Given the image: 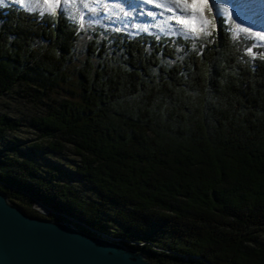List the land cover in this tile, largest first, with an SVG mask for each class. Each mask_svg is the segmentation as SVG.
<instances>
[{"label": "trees", "instance_id": "16d2710c", "mask_svg": "<svg viewBox=\"0 0 264 264\" xmlns=\"http://www.w3.org/2000/svg\"><path fill=\"white\" fill-rule=\"evenodd\" d=\"M82 34L64 13L0 4V96L17 85L52 93L85 55L81 102L33 118L41 138L62 136L81 163L47 176L29 151L62 159L64 144L6 148L22 121L2 114L0 192L31 216L38 201L50 220L112 229L153 264H264L263 48L223 20L199 42L107 28L80 50Z\"/></svg>", "mask_w": 264, "mask_h": 264}, {"label": "rangeland", "instance_id": "374dc122", "mask_svg": "<svg viewBox=\"0 0 264 264\" xmlns=\"http://www.w3.org/2000/svg\"><path fill=\"white\" fill-rule=\"evenodd\" d=\"M127 2L130 5H126ZM179 2L182 4H202L203 0H179ZM262 2L263 4H261ZM252 3L255 8L263 10L264 0H254ZM252 3L248 7L240 0H215V3H213V0H208V7L204 10V17L211 21L209 24H204L201 21L199 13L189 11L181 14L177 8V0H124L123 3L122 0H3L2 4L20 5L25 9L41 14L46 12L64 13L80 26V30L83 33L78 45L80 50L84 49L88 42L92 40L93 33L96 30L102 31L104 35L107 28H117L132 34L148 30L152 33H158L162 37L167 36L176 39L183 36L188 39L192 38L194 42H199L208 39L220 20L228 24L235 39L241 37L254 38L255 44L264 50V41L259 40L255 35L256 33L264 34V20L260 17V13H255ZM193 15H195V19H193ZM178 16L183 18L186 23H178ZM245 29L247 30L246 32L244 31ZM84 59L85 55L80 54L76 57V62L68 68V73L71 76L70 82L67 84L62 83L52 93L44 94L43 91L27 87V85H17L12 91L3 93L0 96V115H11L15 120L22 121L21 129L14 134L8 135L9 139L10 137L16 138L15 143L7 144L6 148L14 147L13 145H15L20 149L22 148L24 153H27L30 150L29 147L36 143L44 144L45 148L52 142L64 144L62 152L56 153L61 154L62 159L55 157L48 148L45 151H29V153L34 154H30L27 157L32 158L37 164L41 165L47 176H50L47 173L48 167L54 168L58 166L67 170L68 165L80 164L81 158L76 155L77 153L72 144L63 139L62 136L57 135L52 140L51 137L41 138L42 133L33 125V118L47 117L53 108H58L65 100L81 102L78 89V72L82 68ZM74 94L78 96L74 97ZM9 139L8 142L10 143ZM74 170V167H72L70 172L73 174ZM63 177L65 178L60 173L58 174V179L61 180ZM74 184L83 190V193L87 196H93V193L87 189L84 183L75 181ZM31 209L42 218H49L50 216L51 211H45L44 209H47L46 206L38 201L33 202ZM40 211L45 212V214ZM106 225L113 226V223ZM153 227L150 228L152 229ZM111 230L108 229V231L100 233L115 239L118 238L114 233H111ZM261 238L263 239L264 235ZM122 242L124 243L123 240ZM130 242L138 247L147 245L144 240ZM151 245V251L166 252L155 243Z\"/></svg>", "mask_w": 264, "mask_h": 264}, {"label": "water", "instance_id": "95a60500", "mask_svg": "<svg viewBox=\"0 0 264 264\" xmlns=\"http://www.w3.org/2000/svg\"><path fill=\"white\" fill-rule=\"evenodd\" d=\"M0 264L153 263L109 235L88 234L73 223L31 216L0 192Z\"/></svg>", "mask_w": 264, "mask_h": 264}, {"label": "snow or ice", "instance_id": "6c2138e0", "mask_svg": "<svg viewBox=\"0 0 264 264\" xmlns=\"http://www.w3.org/2000/svg\"><path fill=\"white\" fill-rule=\"evenodd\" d=\"M3 3V0H0V4ZM213 3H215V0H213ZM208 7V0H203L202 4H187V3H180L179 0H177V8L181 14L187 13L191 11L192 13H199V18L204 24H209L211 21L207 20L204 17V10ZM193 19H195V15H193ZM178 23L184 24L186 21L181 18L180 16L177 17ZM247 31L246 29L244 30ZM257 38L261 41H264V34L256 33L255 34ZM249 53L251 54V48L249 49Z\"/></svg>", "mask_w": 264, "mask_h": 264}, {"label": "bare ground", "instance_id": "6f19581e", "mask_svg": "<svg viewBox=\"0 0 264 264\" xmlns=\"http://www.w3.org/2000/svg\"><path fill=\"white\" fill-rule=\"evenodd\" d=\"M123 1H124V0H122V3H123ZM251 1L253 2L254 0H251ZM261 4H263V2H262ZM126 5H130V3H129V2H127V3H126ZM259 6H261V5H259ZM262 6H263V8H262V9L264 10V5H262ZM256 8H257V7H256ZM50 215H51V214H50ZM114 240H115V241H117V242H119V243H122V244H123V242H122V240H121V239H115V238H114Z\"/></svg>", "mask_w": 264, "mask_h": 264}]
</instances>
